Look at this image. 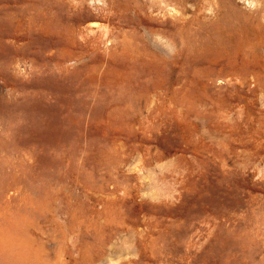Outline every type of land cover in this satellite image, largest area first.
Here are the masks:
<instances>
[{
    "label": "rangeland",
    "instance_id": "obj_1",
    "mask_svg": "<svg viewBox=\"0 0 264 264\" xmlns=\"http://www.w3.org/2000/svg\"><path fill=\"white\" fill-rule=\"evenodd\" d=\"M0 264H264V0H0Z\"/></svg>",
    "mask_w": 264,
    "mask_h": 264
}]
</instances>
